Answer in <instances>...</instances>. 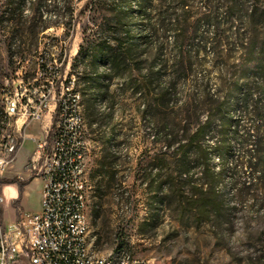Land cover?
I'll return each mask as SVG.
<instances>
[{"label":"trees","instance_id":"1","mask_svg":"<svg viewBox=\"0 0 264 264\" xmlns=\"http://www.w3.org/2000/svg\"><path fill=\"white\" fill-rule=\"evenodd\" d=\"M11 2L0 13L10 41L52 26L71 33L78 18H86L72 63L73 72L82 71L80 77L76 72L82 95L105 98L114 81L118 91L141 96L153 143L160 144L150 164L168 166L164 191L189 195L197 209L217 217L226 208L218 186L231 142L228 107L241 90L246 99L256 77L264 76V0H27V7L24 0ZM256 102L244 107L250 127L233 175L239 186L264 177V117L253 114Z\"/></svg>","mask_w":264,"mask_h":264},{"label":"rangeland","instance_id":"2","mask_svg":"<svg viewBox=\"0 0 264 264\" xmlns=\"http://www.w3.org/2000/svg\"><path fill=\"white\" fill-rule=\"evenodd\" d=\"M11 3L0 0V13ZM24 3L27 7V0ZM82 4H76L75 13ZM6 27L0 22V138L9 132L2 116L5 87L20 78L32 85H47L54 78L53 71L59 72L65 86L74 82L71 93L80 96L87 148L88 237L97 257L127 250L149 264H264V177L245 186L233 181V175H238L235 166L244 146L243 136L250 127L244 107L257 99L253 114L264 117V94H260L264 76L256 77L246 99L245 90H241L228 107L231 142L218 186L226 208L215 217L207 208L205 213L197 209L189 195L164 191L168 166L159 161L150 164L152 157H159L160 144L153 143L152 125L148 115H143L141 96L130 90L118 91L114 81L108 83L105 98L82 95V71L78 68L73 72L72 63L79 53L86 18L79 17L71 33L62 26H52L20 40L10 41ZM204 116L200 115L201 123ZM39 130V124L33 123L25 133L38 135ZM34 148V142L26 140L15 169L0 175V185L8 184V180L14 184L2 191L1 227L5 224L8 229L18 207L30 213L40 210L42 183L19 181L14 173L21 170ZM260 161L264 163V156ZM212 165L217 168V160ZM178 187L173 184L174 189Z\"/></svg>","mask_w":264,"mask_h":264},{"label":"built area","instance_id":"3","mask_svg":"<svg viewBox=\"0 0 264 264\" xmlns=\"http://www.w3.org/2000/svg\"><path fill=\"white\" fill-rule=\"evenodd\" d=\"M53 74L47 85L20 78L2 90V116L9 132L0 138V175L15 169L26 140L34 142L33 152L14 173L19 181L39 180L42 197L38 212L18 207L8 229L0 225V264H105L112 257L96 258L85 223L87 148L80 96L71 93L73 81L65 86L59 72ZM33 123L39 124V133L27 135L25 129ZM4 202L0 192V207ZM70 219H77V226H70ZM123 264L149 263L126 250Z\"/></svg>","mask_w":264,"mask_h":264},{"label":"bare ground","instance_id":"4","mask_svg":"<svg viewBox=\"0 0 264 264\" xmlns=\"http://www.w3.org/2000/svg\"><path fill=\"white\" fill-rule=\"evenodd\" d=\"M76 95H78L76 93ZM81 119L84 120L83 115H81ZM85 223L89 224L88 221V213L85 216ZM70 226H77V219H70ZM126 251L125 250H119L116 253L112 254V257H106L105 258V264H123V258H125ZM96 258H103V257H97Z\"/></svg>","mask_w":264,"mask_h":264},{"label":"crops","instance_id":"5","mask_svg":"<svg viewBox=\"0 0 264 264\" xmlns=\"http://www.w3.org/2000/svg\"><path fill=\"white\" fill-rule=\"evenodd\" d=\"M44 125H47V121L44 122ZM11 185H14V184L13 183H8V184H5V185L1 184L0 185V192L2 193L4 188H7V187L9 188Z\"/></svg>","mask_w":264,"mask_h":264}]
</instances>
